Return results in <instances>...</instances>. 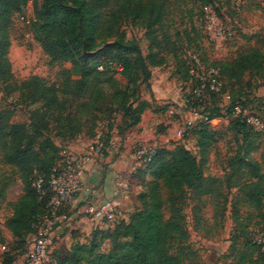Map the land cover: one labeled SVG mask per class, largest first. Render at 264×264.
I'll use <instances>...</instances> for the list:
<instances>
[{"label":"trees","instance_id":"trees-1","mask_svg":"<svg viewBox=\"0 0 264 264\" xmlns=\"http://www.w3.org/2000/svg\"><path fill=\"white\" fill-rule=\"evenodd\" d=\"M28 1L0 0V77L4 82L13 79L9 59L13 18L22 12ZM166 6V0H43L32 21V29L45 36L43 50L51 65H72L63 82V92L72 93L77 98L89 96L88 103L82 104V109L97 103L103 96L112 94V101L119 105L118 110L128 118L126 127L130 129L141 121L146 109H151L152 102L142 100L140 86L151 79L149 66L159 67L167 62L166 57L160 56L156 49L171 52L164 43L166 35L163 40L158 35L164 27ZM127 21L144 26L150 43L147 56L142 54L136 41L125 40L121 27ZM101 46L103 47L100 48ZM90 52L96 53L90 56ZM199 57L205 64L219 70L223 82L222 92L211 94L205 102L204 113L210 119L222 116L223 106L219 105V99L223 100L224 96H228V110L223 116L229 117L230 130L243 139L240 149L229 160L227 186L229 189H240L244 199L259 211L264 220V171L261 163L250 156V151H253L250 146L242 154L244 146L252 139L254 130L245 120L231 116L236 104L248 107L249 104L241 97L240 90L231 94L226 89L227 81H234L236 84L246 72H264V54L253 49L221 64ZM109 61L122 67V71L110 68ZM189 62L190 59H183L187 82H190ZM100 66H104V69L100 70ZM139 72L144 75V80L140 83ZM72 74L80 78L71 80ZM19 91L28 101L41 103L46 113H55L62 105L58 98L59 90L52 85L48 86L39 76H32L24 81ZM64 120L67 124L64 127L74 132V119L60 116L57 122ZM211 126L212 123H201L185 135L197 137L202 153L213 142L215 132ZM46 128L41 121L11 123L9 115L0 112V143L3 144L4 160L22 173L25 187L24 196L17 201L13 216L6 223L11 234L21 239L22 251L28 245L30 234L34 233V217L46 211L48 201V198L39 201L32 187L33 180L50 172L61 151L49 140L39 150H35L34 144L43 137L41 132ZM145 173L149 174V178L143 181L137 210L110 224L115 226L113 233L97 230L92 234L91 241L74 242L69 256L57 261L59 264H183L184 256L187 257L190 253V235L185 228L184 216L176 208L177 204L188 191L199 195H218L215 185L221 186L222 182L205 177L200 162L187 148L157 151ZM228 203L229 199L225 198L224 205ZM233 218L238 221L237 210ZM245 234L244 232L243 235ZM99 236L112 241L108 253L99 251ZM253 245L248 238L245 249L239 253L242 260L256 252L264 260V255ZM14 259L9 257L5 264H13Z\"/></svg>","mask_w":264,"mask_h":264},{"label":"rangeland","instance_id":"rangeland-1","mask_svg":"<svg viewBox=\"0 0 264 264\" xmlns=\"http://www.w3.org/2000/svg\"><path fill=\"white\" fill-rule=\"evenodd\" d=\"M166 2L164 27L158 35L162 40L166 35L164 43L171 52L156 49L160 56L166 57L167 62L159 67L149 66L151 79L140 84L142 100H151L152 105L151 109L143 112L141 121L136 125L142 122L150 129L152 125L155 132L149 131L141 137L134 134L136 126L130 129L126 127L128 118L118 110L119 105L112 101V94L105 95L97 103L82 109V104L88 103L89 96L77 98L72 93L63 92L62 85L72 65H51L43 50L45 36L35 33L32 29V21L43 0H29L22 12L13 18L9 49L13 79L4 82L0 77V112L9 115L11 123L28 124L41 121L46 125L47 128L41 132L43 137L37 139L34 144L35 150L43 147L46 140L56 144L60 150L70 144L91 142L93 145L97 142L114 141V149H130L132 154L139 143L155 146L158 151L187 148L200 162L205 177L220 180L224 184L215 185L218 195H199L188 191L178 202L176 208L184 216L185 228L190 235V253L189 256H184L183 264H264L263 258L257 252L244 260L239 254L245 249L248 238L253 243L256 235L264 233V220L259 211L244 199L240 189H229L227 186L229 160L236 155L243 140L230 130L229 117L216 114L218 116L211 122V129L215 132L214 139L205 153H202L198 146L196 136L176 135L177 129L184 122L180 100L186 95L189 87L183 59H189L190 55L194 54L209 62L221 64L253 49L264 54V0ZM211 14L234 32L231 39L216 41L209 35L207 22L210 21ZM121 32L125 34L126 41H136L142 54L148 55L150 43L146 38L144 26L127 21L122 24ZM95 53L89 54L92 56ZM32 76H39L48 86L52 85L59 90L58 98L62 105L55 113H46L41 103L28 101L19 91L22 83ZM138 76L139 83L143 82L144 75L139 72ZM79 78L80 76L75 74L71 75V80ZM226 87L227 92L231 94L240 90L241 97L261 116L264 126V72H246L240 82L235 84L234 81H227ZM157 100H176L178 103L159 105ZM219 100L221 106L228 103L226 98ZM168 108H171L170 112ZM60 116L74 119V132L64 127L67 125L65 120L57 122ZM249 146L253 150L250 151V156L261 163L264 171V128L261 131H253V137L244 146L242 154L247 152ZM4 154L3 144L0 143V246L6 244L16 249L18 252L13 264H23L25 252L21 250L23 247H20L21 239L11 234L6 223L13 216L15 204L24 196L25 187L22 173L5 162ZM145 169L146 167L141 168L137 173L144 175V180L147 181L149 174L145 173ZM225 198L229 199L227 205H224ZM235 210L239 216L238 221L233 218ZM113 227L115 226L107 224L104 231L108 232L107 234L113 233ZM73 232L71 238L57 240L53 251V257L57 261L60 262L69 256L74 242L87 243L92 240V235L83 237L77 231ZM31 240L32 234L27 241ZM97 242L100 244L101 253L110 251V238L101 239L99 236Z\"/></svg>","mask_w":264,"mask_h":264},{"label":"built area","instance_id":"built-area-1","mask_svg":"<svg viewBox=\"0 0 264 264\" xmlns=\"http://www.w3.org/2000/svg\"><path fill=\"white\" fill-rule=\"evenodd\" d=\"M207 31L216 41L231 39L234 32L218 22L211 14L207 22ZM189 62L190 82L186 95L180 100L181 113L184 122L176 131L178 137H184L201 123H211L204 104L211 94H220L223 88L219 70L205 64L198 55L191 54ZM110 68L122 71V67L109 61ZM100 70L104 66H100ZM228 101L229 97L224 96ZM178 103V102H177ZM228 103L224 104L221 113H227ZM233 118L245 120L256 131L264 126L261 116L250 107L236 104L231 111ZM114 142H97L84 152L73 151L65 146L59 153V158L48 174L37 176L32 183L33 189L40 202L48 198L46 211L38 214L32 221L34 233L32 240L25 249L23 264H59L53 257V250L59 239L57 234L61 227L73 228L74 218L84 215L95 223L113 224L125 215L127 204L133 198V175L141 168L147 167L155 158L157 148L146 143H139L133 154L132 167L124 173L118 174L114 180V187L110 198L97 202L94 198L83 201V194H91L90 186L85 184L82 175L93 156L104 158L114 150ZM253 243L264 255V233H259ZM16 249L3 244L0 246V264H5L9 257H15Z\"/></svg>","mask_w":264,"mask_h":264},{"label":"crops","instance_id":"crops-1","mask_svg":"<svg viewBox=\"0 0 264 264\" xmlns=\"http://www.w3.org/2000/svg\"><path fill=\"white\" fill-rule=\"evenodd\" d=\"M154 90V87H153ZM148 102H152L151 100H147ZM159 101L160 104H169V103H177L176 100H169L168 102L165 100V102L161 100ZM171 108H169V112ZM143 115V119H144ZM154 124V123H153ZM151 129L147 124H144L141 122L140 125L136 126L137 129L134 132V134H137L138 136L147 135L149 131H154L152 125ZM150 129V130H149ZM131 136H127V138H130ZM91 146V142H82L80 144H70L69 147L73 151L78 152H84L88 150V148ZM125 146V145H124ZM126 148V146L124 147ZM134 162L133 154L131 153L130 149L126 150H119L114 149L110 154L106 155L103 159L98 158L97 156H93L89 163L86 171L82 175V179L90 186L92 193L83 194V201H81L80 205H83L86 201L94 198L97 202L104 201L111 197L112 190L114 187V180L115 177L118 174L124 173L127 170H129ZM144 175H141L140 173H136L133 175V198L131 201L127 204V208L125 210V215L128 217L131 215L137 208L140 206V203L138 201V196L143 191V181H144ZM107 224H101V223H95L90 218L85 217L84 215H79L74 218L73 228L69 229L66 227H61L57 234L59 236L58 240H67L71 238V234L73 231H77L80 233L83 237H90L94 231L97 230H104ZM76 233V232H73Z\"/></svg>","mask_w":264,"mask_h":264}]
</instances>
